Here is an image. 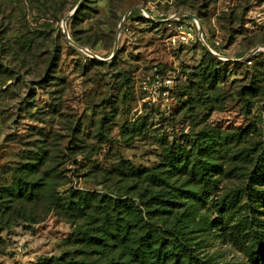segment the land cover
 <instances>
[{
    "label": "rangeland",
    "instance_id": "374dc122",
    "mask_svg": "<svg viewBox=\"0 0 264 264\" xmlns=\"http://www.w3.org/2000/svg\"><path fill=\"white\" fill-rule=\"evenodd\" d=\"M79 1L0 0V264L97 256L86 237L113 220L67 211L125 209L113 200L138 187L135 170L174 172L170 160L194 162L215 140L218 154L197 159L232 173H221L224 194L250 185L264 156V0H84L67 40ZM181 182L170 185L188 191ZM50 193L61 203L47 215ZM186 208L169 217L185 244L160 264H264L251 260L264 234L252 240L242 220L264 233V209Z\"/></svg>",
    "mask_w": 264,
    "mask_h": 264
},
{
    "label": "trees",
    "instance_id": "16d2710c",
    "mask_svg": "<svg viewBox=\"0 0 264 264\" xmlns=\"http://www.w3.org/2000/svg\"><path fill=\"white\" fill-rule=\"evenodd\" d=\"M215 144H218V141L212 140L209 142V147L199 149L194 162L191 154L185 152L176 158L177 164H173L174 162L170 160L174 172H168L169 166H165L164 163H161L159 170L153 169L150 173L143 172L141 169L135 170L133 175L140 179V182L137 183L138 187L134 190L132 187L126 188L125 195L113 200L115 205L123 204L126 207L120 209L121 211H118L115 206L108 209L107 205L101 203L95 204L93 209L96 210L91 212L90 209H77L76 211L68 209L69 217L75 222H83V220H90L93 223L104 222L108 217L113 220V225L108 224L106 231L95 234L97 237H90V234L86 237L93 240L90 245L91 252H96L98 255L92 258L80 256L77 259L65 256L59 259H45L38 264H160L164 255H174L178 258L174 251L175 241L185 244V239L180 237V232H174L170 227L172 224L169 217L174 214V209L187 206L189 208L186 209H204L205 206L208 209H264V189L258 187V183L264 184V156L252 161V168L248 169L250 172L246 173L247 182L250 181V185L222 194L216 192L222 183L221 173L224 175L232 173H229L228 169L225 171L224 166L208 167L204 165L205 160L197 159L202 156L214 158L213 154H218L213 149ZM246 159L247 157H245ZM160 170H166L169 176L164 175L166 172L163 173ZM26 174V172L23 174L24 182L33 184L34 191L37 186L35 187V182H29L26 179ZM179 176H189V178L181 182L175 178ZM171 182L177 184L181 182V186L189 187V190L182 191V188L170 185ZM23 192L20 189L17 194L19 197L16 199V202L21 206L31 201ZM205 194L207 195L205 196ZM211 194L214 197L210 196ZM215 195L219 197H215ZM122 198H125L124 201L120 200ZM181 198H189V204L183 203ZM39 199L38 195H33L32 202L36 203ZM47 199L50 209H46L44 213L48 215L54 211V207L60 205L61 200L55 193H50ZM26 218L30 220V218ZM242 220H244L245 234H249L252 240L253 238L257 240L264 234L259 231L260 228L253 229L255 226H259L260 221L254 223V219L248 216H243ZM153 221L160 222L166 228L158 229L159 225H155ZM30 222H33V219ZM250 225L251 228L247 229ZM158 240L161 242L159 247L157 246L159 243L156 244ZM167 243L173 247L170 251H164V248L168 246ZM251 258L254 262H264L262 239L257 240L255 245L252 244ZM179 259H181L180 256ZM174 264H179V260ZM186 264H189V261Z\"/></svg>",
    "mask_w": 264,
    "mask_h": 264
},
{
    "label": "water",
    "instance_id": "95a60500",
    "mask_svg": "<svg viewBox=\"0 0 264 264\" xmlns=\"http://www.w3.org/2000/svg\"><path fill=\"white\" fill-rule=\"evenodd\" d=\"M83 1H84V0H80L79 3L75 6V8L71 11V13L63 19V22H62L63 35H64V37H65L67 40H70V38H69V34H68V32H67V29H66V27H65L66 22L68 21V19L70 18V16H72L74 13H76V11H77V10L79 9V7L82 5ZM137 9L142 10V7H133V8H131V9H129V10L126 12V14L124 15L123 21H126V19L128 18V16L130 15V13H131L132 11L137 10ZM185 17L195 19V16L190 15V14L185 15ZM199 35L201 36V30L199 31ZM79 48H80V49H83V48H81V47H79ZM84 50H85L86 52L89 53V51H88L87 49H84ZM117 50H118V39H116V40H115V43H114V52H116ZM257 50H258V49L254 50V51L252 52V54H254L255 52H257ZM90 55H91L94 59H96V60L106 61V60H103V59L99 58L98 56H96V55H94V54H92V53H90Z\"/></svg>",
    "mask_w": 264,
    "mask_h": 264
}]
</instances>
